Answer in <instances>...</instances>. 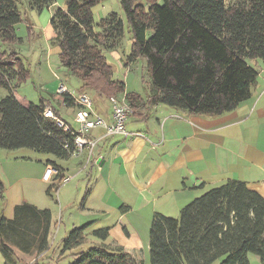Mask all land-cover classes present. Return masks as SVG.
<instances>
[{"label": "trees", "instance_id": "1", "mask_svg": "<svg viewBox=\"0 0 264 264\" xmlns=\"http://www.w3.org/2000/svg\"><path fill=\"white\" fill-rule=\"evenodd\" d=\"M20 1L0 0L3 44L21 40L15 29L23 21ZM25 1L29 9L40 12L55 0ZM100 1L63 0L64 7L56 8L50 17L56 34L51 41L58 48L60 66L79 80L78 91L108 98L125 91L104 55L105 49H114L121 41L124 22L112 12L94 24L92 8ZM145 1L146 6L137 0H119L132 39L127 59H145L156 90L148 98L150 105L216 117L250 97L257 71L247 60L264 61V0ZM24 23L27 35L39 39L31 20ZM30 76L26 60L17 52L0 51V87L7 91L0 100V148H28L68 159L74 150L73 128L64 123L69 127L64 130L45 117L43 99L23 104L14 95L11 80L22 83ZM125 96L130 109L140 99L134 92ZM63 101L74 104L67 92ZM46 162L61 172L55 161ZM4 190L0 179L1 203ZM50 225L49 209L25 202L15 205L11 218L0 217V251L7 260L13 247L24 253L34 251L38 257L31 264L37 263L50 250ZM87 226L72 229L63 239L57 262L69 258L67 264H131L122 247L91 246L74 252ZM91 234L102 242L108 237L107 229ZM249 254L264 261V198L244 182L226 180L186 204L178 218L156 213L151 221L149 264H249Z\"/></svg>", "mask_w": 264, "mask_h": 264}, {"label": "crops", "instance_id": "2", "mask_svg": "<svg viewBox=\"0 0 264 264\" xmlns=\"http://www.w3.org/2000/svg\"><path fill=\"white\" fill-rule=\"evenodd\" d=\"M60 7L64 4L55 0L40 12L30 9L35 34L42 38L43 32L47 38L44 57L52 67L60 66V62L58 48L50 45L56 35L50 17ZM25 27L23 21L15 27L17 36L23 40L27 37ZM250 65L257 71L250 97L231 112L216 117L194 115L162 104L150 105L147 98L138 94L140 99L125 121L126 130L133 134L127 137L107 135L101 127L89 130L87 135L95 141L90 157L86 151L68 159L4 155L0 158L4 197L8 185L26 180L34 183L29 189L33 187L32 193L37 199L40 190L35 182L45 184L46 196L54 191L60 197L61 218L68 208L69 217H78L79 226L88 225L86 233L107 229L105 244L112 245L113 249L122 247L127 253H137L143 264H149V230L156 213L178 218L186 204L226 180L244 182L264 198V63L260 66L254 61ZM56 86L46 91L56 94ZM90 94L94 113L111 123L109 99L105 98L110 107L105 110L102 98ZM15 96L23 104L29 103L24 97L19 99L16 93ZM59 102L65 106V102ZM70 109L65 107V113H73ZM55 112L63 122L71 125L63 118L60 108L55 107ZM46 160L60 165L58 176L68 177V180L53 185L43 181L42 174L49 165ZM21 197L15 203L5 197L0 217L11 218L14 206L24 202L49 209L50 239L54 229L50 205L32 197ZM76 199L79 205L75 211L72 201ZM28 255L13 247L7 260L0 251V264H25ZM248 260L249 264H264L254 254H249ZM29 262L27 264L32 263Z\"/></svg>", "mask_w": 264, "mask_h": 264}, {"label": "rangeland", "instance_id": "3", "mask_svg": "<svg viewBox=\"0 0 264 264\" xmlns=\"http://www.w3.org/2000/svg\"><path fill=\"white\" fill-rule=\"evenodd\" d=\"M56 1L57 2L61 1L62 3H64L63 0H56ZM158 1L160 2L161 0ZM226 1L230 3L233 2V0H226ZM20 2L21 3H18V9L21 12L24 23L25 19L28 18V20H31L32 17L30 14V9L26 5V1L21 0ZM137 3L146 6L145 0H137ZM92 12H93L94 24H96L101 18L107 17L112 12L117 13L124 22V34L121 41L117 44V47L111 50H106V49L104 50V55L106 57L107 62L113 66L114 79H116L118 82L119 81L123 82L127 92L137 93L144 99L146 98L148 99L150 96L154 95L156 93V90L152 86L151 76L145 59L139 57L132 62L128 61L127 59V56L130 52L132 39L119 0H101L92 8ZM25 13L27 14L26 17H25ZM34 31L37 32L35 29ZM41 34H42V38L40 36L38 41H36L37 39L34 36L29 37L27 35L28 38L26 37V40L21 39L19 42H16L13 45L3 44L0 40V51L4 50L6 53H9L10 50H13L17 52L18 57L26 60L30 70L31 76L30 79H28V81L20 83L17 82L15 79L11 80V85L13 86L14 95L16 93L19 99L22 100L24 97L26 98L24 100L35 104L39 102L41 97L49 98L48 100L45 101L46 107L51 108L54 116L59 119L61 117H59L58 114H57L58 116H56L55 107L60 108V112L62 113L63 118L66 119L71 124L70 127L74 128L77 126V124L73 121V116H74L73 114L76 111L77 105L75 104L68 105L65 103V106H62V103L59 101H63V93L61 94L56 92V94H53V91L51 92L49 91L48 93L46 90L48 88L54 87L55 85L59 86V84L62 83L65 85L67 90L73 95L87 94L91 98L93 97L91 96L90 93L84 92L85 90L78 91L80 85L79 80L75 76H73L69 71H67L65 68H62L60 66L52 67L49 64V62L48 63L46 62L47 58L44 57V54H45V49L47 48V42H46L47 38L45 34L43 35V32ZM100 42L103 43L102 40H100ZM52 44L53 43L50 42V45ZM102 46L106 48L105 43L102 44ZM247 61L249 62V64L252 63L254 64L255 60H247ZM256 61L259 63L260 66H263L264 63L263 60L257 59ZM126 91H124V93L112 94L110 96H116L119 98H121V96H124L125 101L128 103V99L125 96V93H127ZM6 94H7L6 89L0 87V100L4 96H6ZM100 101L104 104L105 110L111 107V105L109 107V102L105 100V98L100 99ZM65 107L66 108L71 107L69 112H73V113H69V115L66 114ZM64 123H66V121ZM4 155H11V156L23 155L28 157L34 156L42 160H45L46 158H55L52 155L38 153L28 148H19L12 150H6L0 148V158L3 157ZM30 184L32 183L23 180L22 183L18 182L13 185H8L10 187H8L7 194L5 193V197L8 196L9 202H13V203L19 202L18 200H20V198H22L21 196L23 195L28 199H31L32 197L34 200H40V202L45 201L50 205L54 213V229L50 237V250L47 253V255H44V257L48 259H45L43 257L42 259L37 260V263L35 264H67V262L70 260L69 258H62L57 262L56 257L61 251L63 239L69 234V232L72 229L79 226L80 223L78 217L76 216L69 217L70 216V214H68L69 209L67 208L62 212L63 214L61 218L60 212H61V207L63 206H62V202L59 199L60 197L58 196V194L53 191L50 195L46 196L45 194L46 185L40 184L39 182H35L36 188L37 189L39 188L40 190L39 193L40 197H37L36 199L34 193H32L33 187H31V190L29 189ZM31 186H34V183ZM72 202H73L72 208L76 211L77 206L79 205V200L76 199V201L74 200ZM3 205L4 204L3 203L1 204L0 202V206ZM78 241L81 243V246L77 250H74V252H77L79 250H86L91 246L100 247L102 245H108L102 242L101 240H99L98 238L92 236V234L86 232H83L82 237H80ZM110 248L112 249V245L109 244V249ZM125 255H127V257H125L126 262L127 261L129 263L131 262V264L132 263L139 264L141 260V257L137 253L128 252ZM37 257H38L37 254H35V252L32 251L31 253H29V255L27 256V260H25L24 263L27 264V262L29 261L33 263Z\"/></svg>", "mask_w": 264, "mask_h": 264}, {"label": "built area", "instance_id": "4", "mask_svg": "<svg viewBox=\"0 0 264 264\" xmlns=\"http://www.w3.org/2000/svg\"><path fill=\"white\" fill-rule=\"evenodd\" d=\"M56 92L61 94L65 92L69 93L74 101V104L77 105L76 111L73 116V121L77 124V126L73 128V131L76 135L74 139V150L72 152V155L78 156L81 155L84 151L87 152L88 157L92 155L95 141L87 135V132L93 128L101 127L105 130V133L107 135L121 134L124 137H127L133 134L128 132L125 128V121L131 109L128 103L125 101L124 96H121V98L110 96L108 98L111 105L112 122L107 123L101 116L94 113L93 100L89 95H73L62 83L57 86ZM44 116L54 119L59 126H64V130H69V127L67 125H64L63 121L54 116L51 108L46 106L44 107ZM58 174L59 172L57 171V169L49 164L46 165L44 169L42 179L43 181L53 185L56 182L58 183L59 181ZM62 180L64 182L67 181L68 177H63Z\"/></svg>", "mask_w": 264, "mask_h": 264}]
</instances>
